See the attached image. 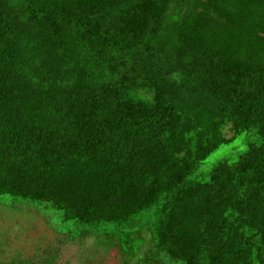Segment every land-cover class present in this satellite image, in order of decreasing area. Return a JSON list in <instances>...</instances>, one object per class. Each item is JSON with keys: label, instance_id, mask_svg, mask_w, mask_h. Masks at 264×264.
<instances>
[{"label": "trees", "instance_id": "trees-1", "mask_svg": "<svg viewBox=\"0 0 264 264\" xmlns=\"http://www.w3.org/2000/svg\"><path fill=\"white\" fill-rule=\"evenodd\" d=\"M169 1L41 0L45 13L22 25L30 37L20 53V27L4 16L0 193L49 203L86 231L111 224L128 259L125 227L146 218L140 229L154 243L142 264H196L200 250L207 264H264V65L251 92L230 89L236 79L217 88L218 109H202L195 124L197 108L165 79L164 34L155 32L186 0ZM225 127L260 142L235 170L221 164L209 183L194 182L215 147L195 137ZM226 209L232 224L220 216Z\"/></svg>", "mask_w": 264, "mask_h": 264}, {"label": "rangeland", "instance_id": "rangeland-1", "mask_svg": "<svg viewBox=\"0 0 264 264\" xmlns=\"http://www.w3.org/2000/svg\"><path fill=\"white\" fill-rule=\"evenodd\" d=\"M177 2L170 0L169 6ZM43 13L41 0H0V24L6 33L11 18L20 27L15 34L20 41L18 53L22 52L23 36H27L25 42L29 44V32L22 25L40 19ZM161 22L155 32L164 34V42L158 46L165 63V79L171 85L178 82L176 90L185 108H197L195 124H203L202 109L211 112V116L214 114L218 109L215 91L229 89L232 79H236L234 83L239 87L230 89L241 94L254 89L257 74L264 65V0H186L180 16L168 23ZM0 35L4 38L2 29ZM210 64L220 75H215ZM259 116L264 118V111ZM195 138L194 143L198 139L215 145L192 177L202 184L209 183L213 170L221 164L235 170L247 157L249 147L260 142L253 134L235 133L228 127L219 134L211 131L210 137ZM244 190L247 187L243 183L240 192ZM220 216L227 224L235 222L230 209L220 211ZM141 219L125 227L129 230L126 237L131 238L135 248V255L128 259L121 241L125 236L114 234L111 224L100 225L102 231L98 233L86 231L49 203L29 202L0 193V264H142L137 257L154 240L149 229H140L146 218ZM197 256L196 264H207L203 250ZM156 264L184 263L164 258Z\"/></svg>", "mask_w": 264, "mask_h": 264}]
</instances>
